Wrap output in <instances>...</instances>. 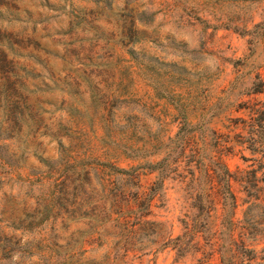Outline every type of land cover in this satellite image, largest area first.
<instances>
[{
  "label": "rangeland",
  "instance_id": "374dc122",
  "mask_svg": "<svg viewBox=\"0 0 264 264\" xmlns=\"http://www.w3.org/2000/svg\"><path fill=\"white\" fill-rule=\"evenodd\" d=\"M256 23L264 0H0V264H242L264 230L233 123L264 99L246 94L264 81ZM148 193L131 238L114 195Z\"/></svg>",
  "mask_w": 264,
  "mask_h": 264
},
{
  "label": "trees",
  "instance_id": "16d2710c",
  "mask_svg": "<svg viewBox=\"0 0 264 264\" xmlns=\"http://www.w3.org/2000/svg\"><path fill=\"white\" fill-rule=\"evenodd\" d=\"M259 27V40L264 45V29L261 27L260 23L254 24L253 28ZM264 48V46H263ZM237 61H233L236 63ZM264 89V81L261 79L258 73H255L253 76V81L251 82V86L249 90H247L248 95L261 93ZM239 108H241L244 112V116L237 117L234 119L233 123L235 126H239L241 132L237 134V136L241 139L240 146H243L245 150L248 151L249 156L244 160L249 161L248 168L240 173L243 189L247 196V201L255 206L261 207L264 211V99L261 100H247L243 101ZM178 134V132H177ZM215 156V155H214ZM220 156H216V160H218ZM216 163H220L215 161ZM111 166V165H109ZM116 172L123 173L125 170L113 167ZM209 177L212 181V201L213 207L215 205H220L221 209L226 211L227 208L235 206V197L230 189L229 181L231 179V174L225 167V165L221 164L215 168H210ZM222 178V186L219 185L216 181V178ZM215 181V183H213ZM218 184V186H217ZM153 193H148V195H144L143 201H138L137 204L134 201H126L120 202L118 198V194L114 195V202L110 206V214H115V223H118L120 227L124 230L127 229L131 238V235L135 233L142 225L147 223V220L143 219L148 214V208L150 206V201L152 199ZM144 208V211L140 208ZM223 216V214H221ZM148 223L153 224V221H148ZM220 233V229L215 228L213 234V240L219 239L218 235ZM264 238V230H257L248 237V240L253 242L252 245L246 244L241 248L245 253L244 259L242 260V264H250L254 259H256L257 253L263 251V247L256 250L255 245L259 244L258 237ZM179 236H176L175 239H178ZM255 244V245H254ZM128 247L123 249V253L119 257V261L124 262L129 255ZM117 258V256L115 257ZM220 258L222 259V255L220 254Z\"/></svg>",
  "mask_w": 264,
  "mask_h": 264
}]
</instances>
